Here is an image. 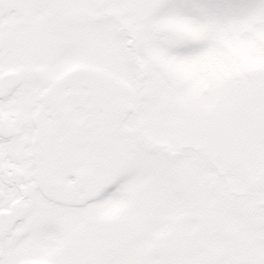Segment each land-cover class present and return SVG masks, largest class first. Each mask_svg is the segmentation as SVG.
<instances>
[{"label":"snow or ice","instance_id":"1","mask_svg":"<svg viewBox=\"0 0 264 264\" xmlns=\"http://www.w3.org/2000/svg\"><path fill=\"white\" fill-rule=\"evenodd\" d=\"M0 264H264V0H0Z\"/></svg>","mask_w":264,"mask_h":264}]
</instances>
